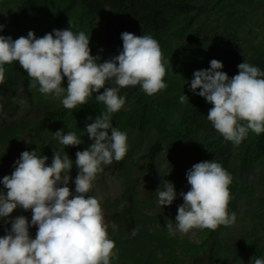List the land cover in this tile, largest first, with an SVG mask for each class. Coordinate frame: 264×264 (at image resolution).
<instances>
[{"label": "rangeland", "instance_id": "rangeland-1", "mask_svg": "<svg viewBox=\"0 0 264 264\" xmlns=\"http://www.w3.org/2000/svg\"><path fill=\"white\" fill-rule=\"evenodd\" d=\"M71 1L36 0L30 16L14 27L13 40L26 37L29 31L41 38L42 31L45 35L53 29L70 27L74 33L85 32L90 44L92 34L105 33L110 24L118 21L111 8H107L104 14L92 16L78 0ZM15 2L17 0H3L0 15L7 13ZM69 3V9L63 12ZM159 22V39L154 38L153 33L149 35L158 41L165 61H170L171 68L166 65L167 72L163 78L167 87L149 96L140 86L143 101L139 102L136 95L131 96L116 112L114 121L111 117L113 127L127 133L128 151L122 160L102 165L103 171L97 174L88 193L100 201L102 211L121 210L127 203L128 188L138 176L135 166L138 156L153 144L162 143L163 149L156 158L153 174L154 197H149L142 189L135 194L139 223L137 235L132 238L124 227L117 225L107 230L109 239L115 242L114 251H117L110 264H240L252 256H261L264 254V132L260 138V134L249 130L247 137L235 146L225 140L207 119L213 105L202 97L201 119L193 128L194 143L177 133L182 117L192 104L193 92L185 80L192 79L194 71L208 69L213 59L222 63L220 71L229 78L238 74V65L242 62L264 70V0H214L192 15L165 8ZM196 31L199 38L190 41L188 37ZM185 43L189 45L183 51ZM98 56L99 63H102V57L110 59L109 54ZM233 70L237 73H230ZM5 82L6 85L0 84V181L5 175H11L13 165L23 151L37 150L44 156L39 146L43 143L51 161L53 151L65 152L72 160L68 187L75 194L74 180L78 173L75 154L86 150L93 142L87 135L86 125L107 111L106 105L95 99L100 93H94L88 103L80 105L77 110L68 109L70 118L67 123L54 121L45 128L40 139L26 144L23 133L29 125L46 110L59 106L66 92L56 97L54 94H42L38 84L30 87L32 79L15 61L7 65ZM62 87H67V77H64ZM182 94L189 100L180 103ZM157 99L161 100L154 105ZM74 128L79 129L78 138L83 143L74 154H70V146L62 145L54 138V133L62 129L67 134L74 132ZM24 135L28 137V132ZM209 148L227 150L230 154L227 172L233 179L228 186L232 196L228 211L229 214L235 212L236 222L227 227L221 225L215 231L193 228L188 233H181L175 222L180 206L179 194L171 205H164L162 209L163 206L158 204V191L164 190V180L172 182L175 191L179 182L185 193L189 191L186 172L196 163L209 161ZM51 161L46 163L50 165ZM0 191H6L2 183ZM163 210L165 220H162ZM20 215L31 221V210L25 211L20 207L9 217L0 218V237L5 235L6 228L11 227L4 221ZM169 223L173 225L175 236L168 234L166 225ZM29 232L34 239L37 227L31 226Z\"/></svg>", "mask_w": 264, "mask_h": 264}, {"label": "clouds", "instance_id": "clouds-1", "mask_svg": "<svg viewBox=\"0 0 264 264\" xmlns=\"http://www.w3.org/2000/svg\"><path fill=\"white\" fill-rule=\"evenodd\" d=\"M4 27L0 24V31ZM121 39L119 54L99 63V56L90 54L89 36L83 31L74 33L70 27L53 29L41 38L33 31L15 40L0 35V84L5 82L4 65L15 61L32 79L30 87L38 84L42 94L56 97L66 92L64 108L87 104L100 89L104 91L95 99L107 108L86 125L93 142L75 154V194L68 187L73 162L61 151H53L50 165L46 163L48 157L37 150L23 151L11 175L0 181L6 189L0 191V218L9 217L18 207L32 212L30 222L23 215L4 221L11 227L0 237V264H110L117 256L100 201L88 193L97 174L103 171L102 165L122 160L128 151L127 133L113 127L111 120V114L126 102L119 95L120 89L139 84L147 95H154L166 89V65L171 68L151 35L123 32ZM222 67L213 59L208 69L194 71L190 91L213 105L207 119L225 140L238 146L249 130L256 135L264 132V70L242 62L238 74L229 78L220 71ZM64 77L66 88L62 87ZM109 82L116 87H106ZM188 100L184 94L179 97L180 103ZM54 138L64 146L83 143L75 132L64 134L62 129L54 133ZM186 179L190 190L179 193L184 202L175 217L178 231H215L236 222L235 212L228 211L232 199L228 186L233 178L220 163H196L186 172ZM163 185L164 190L158 191V204L171 205L177 197L174 184L164 180ZM31 226L37 227L34 239L29 232ZM166 227L169 236H175L173 225ZM136 232L135 228L131 230L133 236ZM254 264H264V258H256Z\"/></svg>", "mask_w": 264, "mask_h": 264}, {"label": "trees", "instance_id": "trees-1", "mask_svg": "<svg viewBox=\"0 0 264 264\" xmlns=\"http://www.w3.org/2000/svg\"><path fill=\"white\" fill-rule=\"evenodd\" d=\"M3 0H0V4ZM72 0L71 2H74ZM82 7L89 13V15H101L104 14L107 8H111L113 13L117 16V23L110 24L105 33H99L97 35H91V41L89 48L91 49V55L102 56L104 54H109L110 58L118 55L119 51L122 50V39L121 33L129 32L136 36L140 35H149L153 33L154 38L159 39L158 31L160 29V16L162 10L165 8H173L177 12H181L187 15H192L194 13L200 12L205 7L213 3L214 0H78ZM70 2V3H71ZM70 3L65 6L63 12L69 9ZM36 5V0H17L11 7V9L4 15H0V24L5 25L0 35L3 36H12V31L14 27L20 25L25 19H27L30 14L34 11ZM44 31L40 33L43 37ZM199 38V32L196 31L192 33L188 39L194 40ZM188 43L182 45V50L186 51L188 48ZM106 59L102 57V63ZM8 64L4 65L5 76L6 68ZM230 73H237L236 70H233ZM192 79L185 80L187 87L190 88V82ZM6 82H4V85ZM106 87H116L113 82L105 85ZM104 89H100V94H102ZM197 92L200 89L196 90ZM94 94V93H93ZM119 95L124 96L126 99L131 96H137L139 102L143 101L144 95L140 91V85L128 86L121 88ZM192 104L189 111L182 117L181 128L177 134L181 137L187 138L190 143L195 141V130L194 125H199V120L201 119V103L202 97L193 94ZM2 99H0L1 101ZM161 99H157L155 104H158ZM146 106H149V103H145ZM80 105H77L75 109L77 110ZM68 109L64 108L62 102L59 106L48 109L44 114L35 118L33 123L29 125L26 132H28V137L23 133V137L26 140V144H32L36 139H40L45 128L49 124L57 120H63L65 123L68 122L70 116L67 115ZM115 113L111 114L113 121L115 120ZM73 131L76 133L77 137L80 136V131L77 128H74ZM192 131V133H191ZM263 133L260 134V138ZM23 138V139H24ZM40 150L44 156L48 157L47 161H51V156L48 152V149L43 143H40ZM79 149V145L70 146V154H74ZM162 143H155L150 146L145 152L141 153L138 156L136 162V172L138 176H135L134 180L131 182V185L128 188V193L126 196L127 203L120 210L109 211L108 209L103 210L105 223L108 224V229L112 227L111 225H117L119 227H124L125 231L133 237L131 234L132 229H137L138 231V218L135 210V194H137L138 189H142L143 192L149 197H154V178L153 174L155 171V163L158 154L162 151ZM208 160H215L220 163L222 167L228 171V165L230 160V154L226 150H217L210 149L208 150ZM140 175H144L142 179ZM177 193L184 192V186L176 184ZM183 198L179 195V203L183 204ZM164 206L162 207V209ZM165 210L162 211V220L164 219ZM113 220V222H110ZM107 229V230H108ZM2 230V229H1ZM1 234V233H0ZM256 258H264V254L261 256H252L240 264H254Z\"/></svg>", "mask_w": 264, "mask_h": 264}]
</instances>
